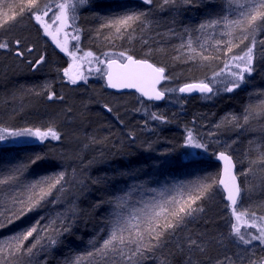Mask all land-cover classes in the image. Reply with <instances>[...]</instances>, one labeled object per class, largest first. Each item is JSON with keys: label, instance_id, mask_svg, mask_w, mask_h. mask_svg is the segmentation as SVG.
<instances>
[{"label": "rangeland", "instance_id": "374dc122", "mask_svg": "<svg viewBox=\"0 0 264 264\" xmlns=\"http://www.w3.org/2000/svg\"><path fill=\"white\" fill-rule=\"evenodd\" d=\"M62 2L64 0H41L42 5L46 3L52 8L49 16H52L53 12L56 11L55 4ZM0 3L4 5V11L12 6L8 0H0ZM119 4L120 7L114 10L112 14L103 17L94 11L96 8L94 3H84L83 7L86 10H83L81 14V16L83 15L82 23L76 25V20L70 19L69 26L64 29L68 33V51L75 53V58L68 54L69 66L75 75L77 73L82 75L84 79L79 80L86 83V85L69 86L70 117H18L20 105L17 103L19 94L15 65L16 46L11 42L17 38H23L27 47L34 46L33 53L38 56L48 41L55 42L50 37L48 39L42 37L41 34H44L43 27L31 19L27 12L22 18L24 20L15 27L0 29V42L8 41L10 43L9 49H0V129L6 128L11 132L21 128H32L33 130L40 128L41 131H46L51 127L61 136L60 140L49 137L44 141L28 138L30 140L28 143L22 142L25 138H16L17 142L9 139L0 142V146L6 144L17 147L39 142L49 153L63 156V158L65 154H68V158H65L67 162L61 160L57 162L59 165L57 170L49 174L39 175L37 179L30 182L28 179L26 180L27 183H31L43 177L64 172L65 181H68L63 194L54 191L53 196L45 201L42 208L28 214L27 217L32 215L46 217L47 210L54 209L57 211L54 212L56 216H47L48 221L41 223V226L47 225L51 220H56V224L59 225L63 218H70L71 214H67V211L70 210V199L72 197L76 199L79 188H82L85 179L92 174V169L101 167V160L98 159L97 161L96 159L102 154H98L100 150L95 145L94 137H88L83 130L84 125H86L85 116L95 105L97 99H100L102 111H106L105 105H107L112 111L105 113L118 115L121 118V126L116 130L117 136L113 139L115 144H118L119 147L122 146L121 148L124 150L133 147L142 149L143 155L153 162L154 171H158V176L151 172L147 182L131 180L130 187L121 195L128 194L130 196L126 209L128 212L143 209L153 200L163 199L162 192L165 196L169 193L176 194L175 190L180 187L191 190L198 182H201L197 178L199 170L194 166L180 170L177 176H170L169 174L164 176L167 165H179L181 160L186 157L192 160L199 151L202 153L213 152V150L224 151L226 146H230L228 153L235 158L237 173H239L242 170H247L248 160L256 156L257 150H264V116L257 114L255 118H250V122L242 128L230 120V117L236 116L239 118V122L243 123V116L247 114L245 109L249 106L254 107L259 113V106L264 102V89L258 86L256 90L249 93V96H246L247 94L242 90V87L245 86L244 82L240 88L233 92L224 91L225 87L229 86L231 79L228 76V70L224 68V62L227 60L231 64L232 61L229 57L241 54L248 42L245 41L239 47H234L233 52L226 56L223 53L225 45L216 44V41L229 39L228 36L222 34L226 29L222 25L205 30L199 29L201 23L218 19L223 15L235 19L238 15L236 6L229 7L228 0H193L192 3L176 0L174 4L166 5L163 4V0H153L151 5L145 4L144 0H121ZM201 5L206 9L208 6H212V10H204L199 15L193 16L192 14L186 18L184 10L191 12L193 7L199 8ZM129 12H146L151 23L148 26H136L131 36L125 35L123 38L115 34L114 29L102 27L104 24L102 18H111ZM45 19L47 20L48 17ZM57 26L58 24L52 25L53 29ZM77 29L79 31H76ZM75 35L79 36L78 41L72 39ZM235 35L238 37L239 32H236ZM257 37L264 39L262 32L256 36L257 41H259L260 39ZM60 38L63 41V34ZM189 39H191L192 47L196 48L197 52L203 51L205 55L213 58L209 60H201L199 57L194 60L189 59L193 55L188 48ZM201 45L203 48L200 47ZM88 52L93 55L91 57L86 56L85 54ZM121 52L140 58H155L158 59V62L160 61L159 66L164 67L167 71V79L161 87L166 92L168 101L158 104L146 101L135 93L115 94L105 90L106 62L113 58L122 60L119 55ZM146 53L150 54L145 55ZM257 54L258 59L259 52ZM217 73L219 75H215ZM247 77L248 74H245V80ZM48 82V86H51L52 82ZM189 82L209 83L215 87L216 93L214 96L202 93L193 96L194 99L183 97L184 95L178 89L181 85ZM173 89L175 91H172ZM238 94L239 97H236ZM241 96L248 97L250 101L246 102L244 99V101L241 100L242 103L240 101ZM233 97L238 102L237 104L234 103L235 101L233 102L235 105H232L233 103L230 106L224 104V102H230L229 99ZM38 110L42 112L41 107H38ZM153 114L163 117V119H152ZM142 117L150 118L148 127L144 126L145 119ZM226 117L229 119L226 120ZM169 124H175L176 126L172 128L180 131V135H174L171 140L163 133V130L170 127ZM189 132L192 133L197 142L206 144L207 150L191 146L187 139ZM261 177H264V172L258 169L247 177H239L243 186L249 191L242 195L237 206L238 210L248 209L249 214L255 212V221L258 225L262 223L260 218L264 217V181ZM151 181H154L155 184L149 186L148 182ZM17 187L13 185L0 191V211H5L11 206L7 197L9 194H14ZM215 187L217 188V186ZM216 188H214L216 191L214 203L220 205L218 207L220 208V216L216 220V224L212 223V225L219 226L220 232L199 228L197 230L196 228L195 232L191 233L192 238L197 239L198 243L203 242L206 248L204 253L194 252L193 260L197 264H216L218 259L224 260L227 256L232 260H237L239 264H245L247 257L253 256V254V258L256 260L264 257V246L260 245L259 242L253 241L252 245H243L238 242L235 236L231 235V224L235 223V219L230 208L227 207L228 204L225 199L221 197L220 192L223 194L222 190L219 191V187ZM20 191H22L21 188ZM215 199L218 200V203ZM200 202L198 201V203ZM208 216L209 213H206L205 210L204 213H200L194 219H189L193 224L200 217L207 218ZM20 221L8 228L0 229V241L8 240L14 233L18 232L16 226L21 225L19 224ZM63 222L65 225L69 224V221ZM192 228L189 227L187 230ZM241 231L246 236L249 233H256L254 228L242 227ZM7 233L9 235L5 236L4 234ZM55 247L56 245L45 246L44 248L52 251ZM241 255L245 257V261H239ZM8 258L12 259L13 257L4 254L5 264H7ZM163 260L157 253L154 259L146 261L145 264H162ZM225 264H228L227 260H225Z\"/></svg>", "mask_w": 264, "mask_h": 264}, {"label": "snow or ice", "instance_id": "6c2138e0", "mask_svg": "<svg viewBox=\"0 0 264 264\" xmlns=\"http://www.w3.org/2000/svg\"><path fill=\"white\" fill-rule=\"evenodd\" d=\"M87 0H64L62 3H56V11L52 16L49 12L52 8L48 4H41V0H19V3L13 4L4 11V5L0 3V29L15 27L18 25L25 13L27 12L31 19L43 27V32L55 42L57 47L63 52H68V33L64 31L69 26V20L75 19V10L80 4L86 3ZM176 0H163V4L175 3ZM193 0H184V3H192ZM145 4L151 5L153 0H144ZM229 7L235 5L238 15L235 19H230L227 15L220 16L218 19H211L199 25L200 30L223 26L226 29L223 35L229 37L227 41H216L217 45L224 44V55L233 52L234 47H239L247 41V46L242 50L241 54L231 55L229 58L231 64L226 60L224 68L228 70V76L231 78L229 86L224 91L233 92L241 87L245 82V74L251 75L255 70L254 65L257 59V43L264 49V39L257 41L256 36L264 32V0H228ZM45 17H48L46 20ZM104 24L102 27L114 29V33L123 38L125 35L131 36L136 26H148L151 21L148 19L146 12H129L123 15L102 18ZM58 24L53 29L52 25ZM76 31H79L78 29ZM187 31V30H186ZM239 32V36L235 35ZM63 34V41L61 40ZM79 40V36L72 37ZM11 43L15 44V54L23 57L25 52H33L32 47H27L23 38H17ZM146 43V41H145ZM183 47V45H182ZM203 48V45L200 46ZM8 41L0 42V49H9ZM23 48V50H21ZM189 51L193 53L189 59L209 60L213 57L205 55L203 51L197 52L192 47V41H188ZM220 50L219 48L217 49ZM75 58V53L68 52ZM146 53L145 55H149ZM86 56L91 57L93 54L88 52ZM120 57L123 62L118 60H109L108 71L105 75L108 78V85L112 88H135L141 92L143 96L150 100H162L165 93L158 90L157 85L165 77V68L157 67L149 63L148 59L136 58L134 55H127L121 52ZM264 59V51L259 53ZM45 62V57L40 55L34 62L33 67L39 66ZM235 69V70H233ZM99 71V69H98ZM71 83H77V79H84L82 75L77 73L73 75L69 69L64 70ZM219 75V73L215 74ZM172 91H175L174 89ZM180 92L191 93L193 91L212 93L213 88L209 83L200 82L198 84H186L178 89ZM55 93H51L48 98L52 99ZM63 99V97H58ZM107 107V105H105ZM259 113L252 106L245 109L246 115L243 116V123L239 122L236 116L230 117L231 122H235L236 126L244 127L250 122V118H255L257 114L264 116V102L259 106ZM108 111H112L108 108ZM152 119H163V117L152 115ZM229 119L228 117L225 118ZM0 142L16 138H25L22 142L28 143V138H35L38 141H44L51 137L54 140H60L61 136L58 132L49 127L46 131L40 128L33 130L32 128H21L16 131L8 129H0ZM188 143L195 148H203L207 150V145L199 143L195 140L192 133H188ZM226 146L224 151L219 152L218 159L223 161V171L219 178L207 176L203 181L198 182L191 190L180 187L175 190L176 194L169 193L167 196L161 193L163 199L153 200L145 208L137 211H126L130 196H117L114 201V212L112 219L108 221L109 231L105 238L93 243L91 250L83 255H78L71 264H145L146 261L154 259L157 253L164 255L162 264H172L169 256L179 255L182 260L181 264H197L193 260L194 252L204 253L206 248L203 242L198 243L197 239L188 237L182 245L177 239L178 230H182L189 218H195L200 213L205 212L203 203L198 201H209L213 196V188L215 186H223L226 192V200L229 202L227 207L230 208L235 223L231 224V235L235 236L240 244L252 245L253 241H257L264 246V217L260 220L259 225L255 221V212L249 214L248 209L238 210L237 205L242 199L243 194H247L248 188L243 186V182L239 177H247L255 170L264 172V150H257L254 158H249L248 168L246 171H236V163L233 157L228 153ZM47 158L41 154L29 157L26 164L18 165L9 170L7 175H0V191L9 186L16 185L17 191L8 195L10 207L5 211H0V229L8 228L17 221L27 217L29 213L37 211L44 206L45 201L53 196L54 191L63 194L65 185V173L59 172L54 176L43 177L31 183L23 184L21 176L31 166L38 162L46 161ZM264 181V177H261ZM63 182V183H62ZM59 186V187H58ZM22 187V191L20 188ZM43 217L37 219L31 225L23 227L20 231L14 233L10 239L0 241V264H5L4 254L11 257H31L38 248L45 246H55L58 239L65 232L70 231V226L65 225L63 220L59 225L56 220H51L47 225L41 226ZM254 228L255 234L242 233L241 228ZM27 244L26 242L30 241ZM175 243L176 251L172 252L169 248L170 243ZM254 256V254H253ZM248 256L245 264H264V257L259 260ZM239 264L237 260L225 257L224 260H217L216 264ZM239 261H245V257L241 255Z\"/></svg>", "mask_w": 264, "mask_h": 264}, {"label": "trees", "instance_id": "16d2710c", "mask_svg": "<svg viewBox=\"0 0 264 264\" xmlns=\"http://www.w3.org/2000/svg\"><path fill=\"white\" fill-rule=\"evenodd\" d=\"M8 2L13 5L19 3V0H8ZM120 2L121 0H87L86 3H94L96 7L94 11L97 12V15L104 17L112 14L114 10L120 7ZM211 7L212 6H208L206 9L203 5H201L199 8L197 6L193 7L191 12L186 10L183 12L187 18L192 14L193 16L197 14L199 15L204 12V10L211 11ZM83 10H86L85 7H83V4H80L75 10L76 25L78 23H82L83 15L81 16V14ZM187 10L190 11V9ZM89 14L90 13H88V15ZM262 34L264 36V32H262ZM257 38L262 40L261 38L263 37ZM256 49L259 53L264 51L259 43L257 44ZM136 58L140 57L136 56ZM261 59L262 58L259 55L255 62V70L251 75H248L245 80V86L242 87L243 92L247 94L246 96H249V93L256 90L258 86H261V89H264V59L262 61ZM149 60L157 65H160V61L158 62V59L150 58ZM17 73L18 72L16 71V74ZM16 77L18 78L17 75ZM210 86L213 88V92L207 93V95L214 96L216 89L212 85ZM246 96H241L240 101H244V99H246V102L250 101V99H248V97L246 98ZM183 97L193 98L192 96L187 95H184ZM236 97H239V94ZM229 100L231 101L227 103L224 102V104L230 106L235 101V98L233 97ZM166 101H168V98ZM234 103L237 104L238 102L235 101ZM234 103L232 105H235ZM93 109L94 108L90 109L87 116H85L86 125H84L85 127L83 130L85 135L88 137H94V142L96 143L95 145H97L98 150H100V152H97L98 154H102V156H98L96 159L97 161L98 159L101 160V167L92 169V174L85 179V183L82 188H79V193L77 194L76 199L72 197L69 201L70 210L67 211V214L70 213L71 217L63 218V221H65V223L69 221L68 226H70V231L65 232L59 237L58 243L52 251H49L46 248L42 250L41 248H38L37 252L33 255L34 257L24 256L13 257L12 259L8 258L9 260H6L7 264H69L75 256L85 254L87 251L92 249L93 243L98 242L107 236L109 231L108 221L112 219L114 212V205L112 201H114L117 196H121L130 187L129 183L131 180L136 182H147V178L150 177L149 174L151 172L154 173L155 176H158V171H154L155 167L153 162L148 160L143 155L142 149L133 147L124 150L121 148L122 146L119 147L118 144H115L113 141L114 137L117 136L116 130L121 126V118L110 117L109 114L102 110L99 111ZM142 118L145 119L144 126L148 127L150 124V118ZM169 126L170 127L163 130L164 136L171 140L174 135H180V131L178 129L172 128L176 126L175 124H169ZM112 128H114L115 131H113L114 129ZM217 152L218 151L216 150L208 153H202L199 151L196 153L197 155L195 154V156H193L192 160L186 157L181 160L179 165H167V168L165 169L166 174L164 176H168V174L170 176H177L180 170L186 169L189 166H194V168L199 170L197 178L201 181H203L207 176L219 178L220 166L215 160ZM36 154L45 156L47 160L38 162L36 165H31L21 176L23 184H27V179L30 182L31 180L37 179L39 175L49 174L50 172L57 170L59 168L57 162L59 160L64 162L66 161L65 158H68V154H65L63 158V156L47 152L46 149L42 147V144H27L17 147L2 144L0 146V175H7L10 169L21 164H26L28 158L33 157ZM175 155L177 156L176 153ZM154 184V181L148 182L149 186ZM214 188L211 200L200 202L203 203L206 213H209V216L207 218L200 217L197 222H193V224L189 219L190 221L188 220L186 226H184L182 230L177 231L176 239L182 245L189 236L192 237L196 228L197 230L199 228L202 230H216V232H220L219 226L212 225V223L214 225L216 224V220L220 216V208H218L220 205H215L214 203V198H216V191ZM217 188L221 191L220 186H217ZM21 190H23L22 187ZM220 194L222 197L223 194L221 192ZM215 200L216 203H218V200ZM54 212L57 211L54 209L46 211L48 217L56 216ZM47 216L43 217L44 219L41 220V223L48 221ZM40 217L42 216L32 215L26 217L19 222L21 225L16 226V231H20L23 227L31 225ZM189 227L193 228L188 231L187 229ZM4 235L8 236L9 233ZM29 243H31V240L26 242V246ZM169 248L172 252H175V243H170ZM166 254L167 250H165L164 254L159 253L162 259H164V255ZM168 259L171 260L172 264H181L182 260L179 255L169 256Z\"/></svg>", "mask_w": 264, "mask_h": 264}, {"label": "flooded vegetation", "instance_id": "af4514ba", "mask_svg": "<svg viewBox=\"0 0 264 264\" xmlns=\"http://www.w3.org/2000/svg\"><path fill=\"white\" fill-rule=\"evenodd\" d=\"M41 35L48 39V36L44 34ZM31 47L34 51V46L31 45ZM67 47L69 48V44H67ZM68 52L61 51L55 43L48 41V44L44 45L40 52V55L45 57V62L35 68L29 61L34 62L39 57L38 55H35L33 52H25L23 57H18L15 54V65L16 71L18 72L17 91L19 94L17 103L20 105L18 117H70L69 86L86 85V83L81 82L78 78L77 83L73 84L68 76L65 75V69H69L70 72L75 75L73 69L69 66ZM23 76H25V78H23ZM48 81L52 82L51 86H48ZM104 88L106 91L118 94L108 90L106 84ZM51 93H55V96L49 99L48 96ZM61 96L63 99L58 98ZM99 101L100 99H97L95 105L91 108L101 111L102 107ZM38 107H41L42 112L38 110ZM105 110V112H107L108 107H105ZM43 111H46V113H43ZM107 114H109L110 117H119L111 113ZM37 144H39V142L33 145ZM222 197L225 199L224 194ZM226 203L228 204V202Z\"/></svg>", "mask_w": 264, "mask_h": 264}, {"label": "water", "instance_id": "95a60500", "mask_svg": "<svg viewBox=\"0 0 264 264\" xmlns=\"http://www.w3.org/2000/svg\"><path fill=\"white\" fill-rule=\"evenodd\" d=\"M138 59H139V58H138ZM109 60H118V61H120V62H123V61H121V60H119V59H116V58L109 59ZM109 60L106 62L107 71H108V62H109ZM148 61H149V63H152V64L156 65V64L153 63L152 61H150V60H148ZM156 66H157V67H160V66H158V65H156ZM166 74H167V72H166V70H165V73H164L165 77H166ZM105 82H106V85H107L108 90L113 91V92H116V93H119V94H121V93L134 92V93H136V94L142 96L145 100H147V101H151V102H156V103H163V102L166 100V98H167V95H166L165 91H163L162 88H161V86H162L163 83L165 82V79L162 80V81L157 85L158 90L163 91V92L165 93L164 99H162V100H150V99H148V97L143 96V95L141 94V92H140L139 90L135 89V88H112V87H110V86L108 85V78H107L106 75H105ZM198 83H200V82H189V83H186V84H198ZM186 84L181 85L180 88H181V87H184ZM181 93H182V92H181ZM202 93H207V92H199V91H193V92H191V93L183 92L184 95H190V96H197V95H200V94H202ZM219 152H221V151H218V152H217L216 157H215V160H216V162L220 165V174H222V171H223V161H221V160L218 159ZM227 154H229V153H227ZM229 155H230V154H229ZM231 156H232V155H231ZM232 157H233V156H232ZM233 162L236 163L234 157H233ZM236 171H237V163H236ZM220 188H221V190H222L224 196L226 197V192L224 191L223 186L220 185ZM225 201L228 202V201L226 200V198H225ZM228 203H229V202H228Z\"/></svg>", "mask_w": 264, "mask_h": 264}, {"label": "bare ground", "instance_id": "6f19581e", "mask_svg": "<svg viewBox=\"0 0 264 264\" xmlns=\"http://www.w3.org/2000/svg\"><path fill=\"white\" fill-rule=\"evenodd\" d=\"M231 155V154H230Z\"/></svg>", "mask_w": 264, "mask_h": 264}]
</instances>
